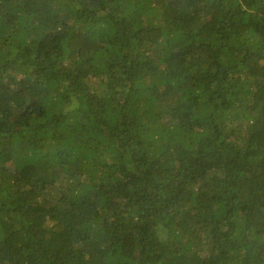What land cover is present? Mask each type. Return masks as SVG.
I'll list each match as a JSON object with an SVG mask.
<instances>
[{
  "label": "trees",
  "instance_id": "trees-1",
  "mask_svg": "<svg viewBox=\"0 0 264 264\" xmlns=\"http://www.w3.org/2000/svg\"><path fill=\"white\" fill-rule=\"evenodd\" d=\"M0 264H264V0H0Z\"/></svg>",
  "mask_w": 264,
  "mask_h": 264
}]
</instances>
